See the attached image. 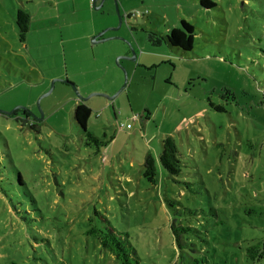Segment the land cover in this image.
<instances>
[{"label":"rangeland","instance_id":"obj_1","mask_svg":"<svg viewBox=\"0 0 264 264\" xmlns=\"http://www.w3.org/2000/svg\"><path fill=\"white\" fill-rule=\"evenodd\" d=\"M199 1L0 0V264H118L86 234L105 226L96 214L127 234L139 264L187 261L172 224L199 230L180 237L189 257L253 264L245 249L264 240V0ZM180 20L194 27L190 52L131 31L166 35ZM76 94L90 96L88 132L113 137L105 146L85 145ZM166 137L178 177L159 164ZM184 210L201 212L175 217Z\"/></svg>","mask_w":264,"mask_h":264},{"label":"trees","instance_id":"obj_2","mask_svg":"<svg viewBox=\"0 0 264 264\" xmlns=\"http://www.w3.org/2000/svg\"><path fill=\"white\" fill-rule=\"evenodd\" d=\"M200 7L205 10H212L216 5L210 0H200ZM129 17V15L127 16ZM30 24V14L24 9L20 8L15 14V25L18 31V40L24 43L26 40V35L28 33V28ZM140 30L146 34L148 42L153 47H159L162 44H166L168 47L181 51L190 52L193 47L194 38V27L184 20H180V27L173 28L166 35H161L156 31L146 29L142 26H131V31ZM67 83V82H66ZM69 84V83H67ZM226 93L231 94L228 90H224ZM263 96V93H262ZM264 106V96L263 102L260 103ZM209 106L213 107L216 111L221 112L223 109L221 106H214L209 102ZM91 110L82 102H78L73 111L74 123L81 129L85 137V145H94L95 147L105 146L108 142H111L112 138L106 142H100L87 130V122L89 120ZM148 119V115L145 116V120ZM25 120H21L23 125ZM29 128L33 131L35 130L34 124L30 125ZM161 153L159 155V164L165 173L169 177H178L181 174L182 162L180 161L177 147L174 140L171 137H166L160 141ZM144 179L149 184H154L156 180V167L155 161L150 154L144 157L143 161V173ZM20 182L21 180L18 179ZM201 212V210H184L183 212H176L175 217L196 216V213ZM102 222L105 223L103 228H99L95 224L91 226L86 234L92 236L96 239L101 249L108 252L118 264H139V258L136 255V251L129 242L127 234L116 232L108 223V221L96 214ZM171 235L174 238L175 246L180 252L178 255L179 259L183 262L185 259L187 261L183 264H209L208 259L205 255L189 257L186 252L189 248L188 244L181 243L180 237L183 235H192L194 239H201L199 236V230L191 227L175 226L174 224L170 227ZM205 233V232H204ZM191 237V236H189ZM246 259L253 264H261L264 261V240H261L245 249Z\"/></svg>","mask_w":264,"mask_h":264},{"label":"water","instance_id":"obj_3","mask_svg":"<svg viewBox=\"0 0 264 264\" xmlns=\"http://www.w3.org/2000/svg\"><path fill=\"white\" fill-rule=\"evenodd\" d=\"M93 4H95L94 2H93ZM119 25H120V19H119ZM102 36H103V33H101V34H99L98 35V41H105V40H107V39H109V38H102ZM96 41V40H95ZM127 59H129V60H131V61H135V56L132 54V56L131 57H129V58H127ZM64 82H67V81H64ZM53 87V86H52ZM50 92V91H49ZM48 92V93H49ZM47 93V94H48ZM77 95V98H78V100H80V101H86L89 97H85V98H82L81 96H79L78 94H76ZM94 95H99V94H94ZM112 99V97L111 98H108V100H111Z\"/></svg>","mask_w":264,"mask_h":264},{"label":"built area","instance_id":"obj_4","mask_svg":"<svg viewBox=\"0 0 264 264\" xmlns=\"http://www.w3.org/2000/svg\"><path fill=\"white\" fill-rule=\"evenodd\" d=\"M263 96H264V92H263ZM136 120V117H134L133 119H132V122H134ZM125 128L126 129H129L130 128V125L129 124H126L125 125Z\"/></svg>","mask_w":264,"mask_h":264},{"label":"crops","instance_id":"obj_5","mask_svg":"<svg viewBox=\"0 0 264 264\" xmlns=\"http://www.w3.org/2000/svg\"><path fill=\"white\" fill-rule=\"evenodd\" d=\"M79 101H80V100H79ZM79 101H78V102H79ZM78 102H77V103H78ZM80 102L84 103L83 101H80ZM76 105H77V104H76Z\"/></svg>","mask_w":264,"mask_h":264}]
</instances>
